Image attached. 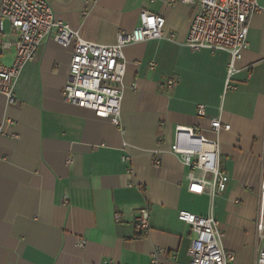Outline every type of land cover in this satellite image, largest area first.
Listing matches in <instances>:
<instances>
[{"label":"crops","instance_id":"0c3cea01","mask_svg":"<svg viewBox=\"0 0 264 264\" xmlns=\"http://www.w3.org/2000/svg\"><path fill=\"white\" fill-rule=\"evenodd\" d=\"M47 1L55 18L95 43H114L118 31L139 24L141 10L165 18L163 36L123 46L119 125L63 100L72 47L53 34L16 79L14 102L0 92V264H151L156 249L161 264H190L193 233L177 219L181 209L212 213L235 255L228 264H253L264 170V0L228 79L227 52L184 44L197 4ZM0 26V64L10 65L17 35L1 16ZM212 117L230 128L213 131ZM177 125L217 140L223 190L188 191L189 167L171 151ZM142 207L146 233L133 224Z\"/></svg>","mask_w":264,"mask_h":264},{"label":"built area","instance_id":"2783aa9c","mask_svg":"<svg viewBox=\"0 0 264 264\" xmlns=\"http://www.w3.org/2000/svg\"><path fill=\"white\" fill-rule=\"evenodd\" d=\"M94 1V0H88ZM174 3L194 5V12L184 44L192 51L209 49L228 53L227 79L238 69L235 66L247 46V34L251 15L261 9L258 0H169ZM0 16L7 19L17 35L16 54L10 65L0 64V92L9 103L14 102V84L23 67L34 57L37 48L50 34L63 47L71 46L67 80L62 87L64 101L91 109L96 116L108 118L120 124L122 79L125 74L123 46L132 42L159 39L163 36L165 18L148 10L139 13V24L130 31L120 30L112 44L89 41L80 36L68 23L54 17L47 0H0ZM1 29V26H0ZM173 83L167 81V86ZM202 114L203 105L198 106ZM210 127L217 132L228 130L230 125L218 117L210 119ZM1 131V126H0ZM171 151L180 155L189 167V192L201 194L205 191L213 196L225 187L226 175L218 166V142L207 138L198 129L177 125ZM128 156H123L127 159ZM70 159L67 160V163ZM158 163V160H154ZM114 219H121L120 213ZM177 219L190 226L193 236L188 253L190 264H228L235 257L221 243V232L212 213L198 215L181 209ZM134 226L143 233L149 229V211L139 208L134 215ZM256 256L253 264H264V170L257 187V211L255 219ZM85 245L84 239L78 246ZM161 249L151 253V264H161L158 255ZM105 264H113L111 260Z\"/></svg>","mask_w":264,"mask_h":264}]
</instances>
